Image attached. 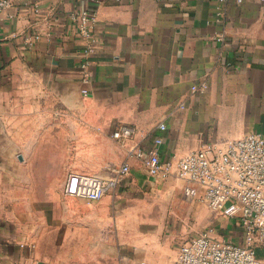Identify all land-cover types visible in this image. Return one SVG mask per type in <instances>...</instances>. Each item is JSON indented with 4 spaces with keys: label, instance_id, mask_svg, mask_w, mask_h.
Wrapping results in <instances>:
<instances>
[{
    "label": "crops",
    "instance_id": "0c3cea01",
    "mask_svg": "<svg viewBox=\"0 0 264 264\" xmlns=\"http://www.w3.org/2000/svg\"><path fill=\"white\" fill-rule=\"evenodd\" d=\"M82 12L95 16L88 36ZM120 123L135 129L124 141L111 135ZM262 123L264 0H12L0 16V264H119L163 184L137 152L175 165ZM126 161L100 200L65 194L71 171L111 177ZM141 245L144 264H174L178 251Z\"/></svg>",
    "mask_w": 264,
    "mask_h": 264
},
{
    "label": "built area",
    "instance_id": "2783aa9c",
    "mask_svg": "<svg viewBox=\"0 0 264 264\" xmlns=\"http://www.w3.org/2000/svg\"><path fill=\"white\" fill-rule=\"evenodd\" d=\"M11 2L0 0V16ZM74 17L88 36L95 16L82 12ZM84 93L89 91L84 89ZM134 132L133 126L120 123L111 135L124 141ZM136 155L151 176L159 180L179 178L186 195L202 196L212 210L235 221L229 230L219 232L215 226H209L182 241L174 264H264V256L257 252L264 249V134L249 132L227 145L206 142L175 165L162 161L157 151H140ZM131 169L126 161L111 177L71 171L64 192L87 202L98 201L115 190Z\"/></svg>",
    "mask_w": 264,
    "mask_h": 264
},
{
    "label": "rangeland",
    "instance_id": "374dc122",
    "mask_svg": "<svg viewBox=\"0 0 264 264\" xmlns=\"http://www.w3.org/2000/svg\"><path fill=\"white\" fill-rule=\"evenodd\" d=\"M238 117L235 115L226 123L233 122ZM259 123L256 122V124ZM221 124L224 123L220 122ZM262 124L264 125V123ZM161 181L163 184L149 193L151 195L150 201L155 206L153 213L158 215L154 216L152 225L145 228L147 232L144 237L137 235L138 240L135 243L137 247H142L141 244H148L150 241L158 243L161 247H169L178 251L182 241L198 235L209 226H215L219 232L233 228L235 221L212 210L202 196L191 197L186 195L183 181L179 178L172 176L161 179ZM136 246L133 244L128 246V244L121 242L118 249L119 264H127L128 259L132 261L129 262L130 264H144V257L141 258L140 256L142 251ZM159 252L160 250H154L155 254ZM257 252L259 256H264V249L259 248Z\"/></svg>",
    "mask_w": 264,
    "mask_h": 264
}]
</instances>
